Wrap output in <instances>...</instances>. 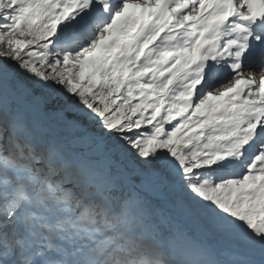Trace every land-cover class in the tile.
<instances>
[{"label":"snow or ice","instance_id":"1","mask_svg":"<svg viewBox=\"0 0 264 264\" xmlns=\"http://www.w3.org/2000/svg\"><path fill=\"white\" fill-rule=\"evenodd\" d=\"M0 264H264V0H0Z\"/></svg>","mask_w":264,"mask_h":264}]
</instances>
